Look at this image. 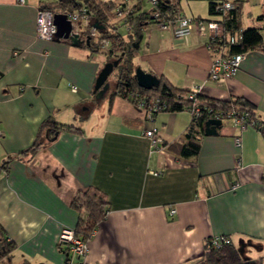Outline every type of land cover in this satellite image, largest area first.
I'll return each mask as SVG.
<instances>
[{
	"label": "crops",
	"instance_id": "1",
	"mask_svg": "<svg viewBox=\"0 0 264 264\" xmlns=\"http://www.w3.org/2000/svg\"><path fill=\"white\" fill-rule=\"evenodd\" d=\"M56 1L0 0V166L9 160L0 167V224L15 243L10 260L0 264H68L58 239L64 228L76 229L71 203L89 186L107 194L110 210L75 264H200L207 239L215 235L230 236L246 264H264L262 133L228 119L217 135H202L196 156L171 149L185 140L191 113L163 110L149 121L131 98L113 95L112 80L95 100L108 54L37 36L38 10ZM214 1L178 5L188 16L217 19L210 10ZM260 16L264 0H244L241 26L264 35ZM123 28L120 34L132 40L134 67L209 98L247 99L264 123L263 49L246 51L235 76L215 82L209 79L207 39L197 32L177 39L155 23L131 34ZM50 115L77 130H62L36 152L20 154ZM152 127L163 137L161 149L145 136Z\"/></svg>",
	"mask_w": 264,
	"mask_h": 264
},
{
	"label": "trees",
	"instance_id": "2",
	"mask_svg": "<svg viewBox=\"0 0 264 264\" xmlns=\"http://www.w3.org/2000/svg\"><path fill=\"white\" fill-rule=\"evenodd\" d=\"M143 0H134L131 3V12L128 15L131 22L132 31L136 33L140 31L144 25L148 23H155L152 17V12L155 9L149 7L143 8ZM158 8L170 16H175L177 12H182L179 7V0H158ZM121 2L113 0H57L49 4H43L41 8H47L53 12H67L79 10L82 7H87L92 14L90 17V24L98 23L101 28L98 29V37L91 36L89 44L85 41L81 46L89 48L92 52L101 51V46L98 41L108 40L109 48L103 50L108 54V61L115 58H122L119 65L118 81L115 84L113 95H121L129 97L130 92H139L146 99L156 97L159 98L163 104L166 105L164 110L169 111H183L189 107L193 100L188 98L189 91L180 89L174 86L171 81L165 77H160V84L158 87L151 90L141 88L134 75V66L132 63L133 49L131 50L130 42L132 40H125L120 34L119 28L121 26L114 22L115 8ZM221 0L214 1L210 4L212 14L217 15V6ZM233 9L228 11L227 26H241V11L244 0H234ZM178 9V10H177ZM260 16L258 19H263ZM83 39L89 37L87 31H83ZM264 50V35L259 28L248 27L244 28L243 38L240 44L232 46V51L236 53L246 52L251 49ZM114 56V57H112ZM112 95V96H113ZM95 96V94H94ZM196 99L202 105H207L214 111H223L227 113L232 109L247 111L251 116H257L255 105L247 99L234 97L229 100H220L206 97L200 93L196 95ZM211 119L206 113L200 118L197 123H191L185 134V140L181 143L170 146L172 149L177 148L182 156H196L200 151L201 137L204 134V125L207 120ZM262 122V121H261ZM263 123V122H262ZM264 124V123H263ZM62 130H77L71 125H63L58 123L53 115L47 117L42 123L37 133V136L31 146L23 150L20 154H28L36 152L42 146L56 140L54 136L59 134ZM9 160L4 162L0 167H6ZM72 207L78 212V224L76 227V234L78 237L88 240L92 237L94 231L97 229L99 223L104 221L110 210V201L107 194L96 186H89L79 190L72 201ZM226 237H230L226 235ZM211 237L206 241V252L203 262L200 264H246L240 251L231 242L222 245L220 248L214 247L211 244ZM15 247V243L6 235L5 229L0 224V260L8 258ZM27 264V263H24ZM256 264V263H255Z\"/></svg>",
	"mask_w": 264,
	"mask_h": 264
},
{
	"label": "built area",
	"instance_id": "3",
	"mask_svg": "<svg viewBox=\"0 0 264 264\" xmlns=\"http://www.w3.org/2000/svg\"><path fill=\"white\" fill-rule=\"evenodd\" d=\"M23 2V0H21ZM234 0H221L217 6V19H204L200 17H191L183 12H177L175 16L167 15L158 8V0L150 1V8L155 9L152 12L155 24L162 30H169L177 39L186 38L192 33L197 32L199 35L207 39V46L210 49L213 59L209 69V79L215 82H225L232 78L240 69V65L245 58L246 52L236 53L232 51V46L241 43L243 38V27L227 26L228 11L233 9ZM132 0H123L115 8V16L113 21L121 27H126L128 33L132 31L131 22L128 15L131 12ZM178 10V9H177ZM68 18L72 21L73 31L81 33L87 31L89 36L98 37V29L90 24L92 14L87 7H82L79 10L65 12ZM54 14L50 9L40 8L36 20L37 36L45 40H54L57 32V26L54 23ZM102 50L109 48L108 40L98 41ZM73 91H76L75 86H71ZM198 89L189 91L188 98L193 100V103L187 107L191 113V123H197L200 118L206 113L211 119L225 121L232 119L242 129L249 126L255 127L264 136V124L258 119V116H251L250 112L232 109L224 113L223 111H214L207 105H202L197 101L196 95ZM128 98H131L136 105L142 107L146 111L147 119L154 121L158 112L163 111L166 105L159 98L152 97L146 99L139 92H130ZM2 131L0 130V135ZM145 136L150 140L153 149H161L164 145V140L161 133L156 127L146 129ZM235 143L237 146L241 144V138L236 137ZM158 174V172H153ZM234 185L233 189H236ZM175 209H170V214L175 213ZM211 244L214 247L220 248L222 245L232 242L230 237L226 235H215L211 237ZM58 245L67 253L68 264H75L78 260L85 257L88 253V243L77 236L76 230L73 228H64L59 236Z\"/></svg>",
	"mask_w": 264,
	"mask_h": 264
},
{
	"label": "water",
	"instance_id": "4",
	"mask_svg": "<svg viewBox=\"0 0 264 264\" xmlns=\"http://www.w3.org/2000/svg\"><path fill=\"white\" fill-rule=\"evenodd\" d=\"M54 23L57 26V32L55 34V41L66 40L69 41L72 46H81L83 42L89 44L91 37L89 36L84 40L80 33L73 31L72 21L68 18V15L65 12H56L54 14ZM97 29H100L101 26L98 23H94ZM122 58H117L111 61H108L104 67L99 72L93 93L95 94V99L98 101L102 99L108 89L110 88L109 77L114 72L116 68L119 67ZM135 77L137 83L141 88L151 90L156 88L160 84V78L148 71H145L142 67L138 66L135 70ZM222 126V121L218 119H209L205 123L204 134L205 135H217L219 133V128ZM58 133L55 134L54 139L57 138Z\"/></svg>",
	"mask_w": 264,
	"mask_h": 264
},
{
	"label": "rangeland",
	"instance_id": "5",
	"mask_svg": "<svg viewBox=\"0 0 264 264\" xmlns=\"http://www.w3.org/2000/svg\"><path fill=\"white\" fill-rule=\"evenodd\" d=\"M143 3H144V5L146 6V8L149 7V0H144ZM244 13L246 14L247 17H249V15L247 14L246 11H244ZM247 23H248V22H247ZM120 30H121V33H122V34H125V33H126V30H125L123 27H121ZM134 63H136V61H134ZM135 70H136V67H134V74H135ZM118 71H119V67L116 68V69L114 70V72L111 74V76L109 77V80H112L111 82H112L113 85H115V84L117 83V81H118V76H117ZM95 100H96V99H95ZM224 123H225V121H224ZM243 254H244V256H246L245 252H243ZM247 257H248V256H247ZM247 259H248V258H247ZM247 259H246V260H247ZM8 264H9V263H8Z\"/></svg>",
	"mask_w": 264,
	"mask_h": 264
}]
</instances>
